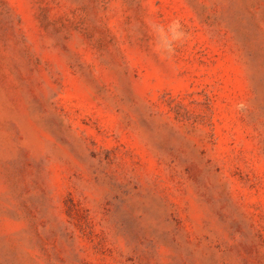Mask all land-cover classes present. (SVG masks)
Returning <instances> with one entry per match:
<instances>
[{"label":"rangeland","instance_id":"1","mask_svg":"<svg viewBox=\"0 0 264 264\" xmlns=\"http://www.w3.org/2000/svg\"><path fill=\"white\" fill-rule=\"evenodd\" d=\"M0 264H264V0H0Z\"/></svg>","mask_w":264,"mask_h":264}]
</instances>
